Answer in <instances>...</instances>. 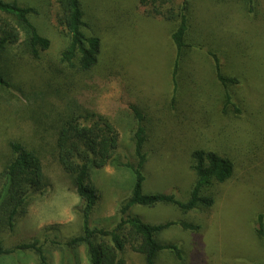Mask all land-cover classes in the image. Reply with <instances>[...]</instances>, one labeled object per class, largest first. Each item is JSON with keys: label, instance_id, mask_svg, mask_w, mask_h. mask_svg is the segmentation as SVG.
<instances>
[{"label": "rangeland", "instance_id": "374dc122", "mask_svg": "<svg viewBox=\"0 0 264 264\" xmlns=\"http://www.w3.org/2000/svg\"><path fill=\"white\" fill-rule=\"evenodd\" d=\"M4 1L34 8L30 20L50 46L36 61L20 57L16 47L3 59L8 86L0 87V170L9 160L10 143H18L39 157L45 191L31 196L27 214L13 232L1 233L3 247L11 252L0 256V264H38L34 251L17 249L34 240L49 264H88L83 247L71 251L52 244L58 232L63 243L81 231L70 177L56 159L57 129L69 115L106 116L119 134L115 160L134 162V107L142 113L148 134L144 194H174L186 201L195 181L191 153L197 148L227 155L235 164L233 177L211 189L215 202L208 209L182 214L159 204L129 210L146 224L185 221L199 226L185 231L176 225L163 232L159 239L177 244L185 260L163 253L158 264L264 263L253 231L257 214H264V0H255L250 11L241 0L192 1L191 47L179 65L176 84L170 39L176 24L152 14L138 0H82L83 30L101 41L98 63L87 74L60 62L67 38L57 24L55 0ZM198 34L208 39L200 44ZM219 39L227 50L214 44ZM210 53L224 73L239 78L229 94L240 114L222 109L225 91ZM91 180L99 199L90 226L111 229L134 175L110 163L92 171ZM50 225L58 231L45 230ZM123 257L126 264H145L129 249Z\"/></svg>", "mask_w": 264, "mask_h": 264}, {"label": "trees", "instance_id": "16d2710c", "mask_svg": "<svg viewBox=\"0 0 264 264\" xmlns=\"http://www.w3.org/2000/svg\"><path fill=\"white\" fill-rule=\"evenodd\" d=\"M55 1L58 6L57 24L67 38L60 54V62L75 68L80 74H87L98 63L101 41L99 37L87 35L83 30L85 23L82 0ZM192 1L197 0H138V3L151 10L152 14L165 16L168 21H174L176 24L170 34L175 48L172 73L175 84L179 65L186 61L187 52L191 47L188 37L194 9ZM241 1L248 11L255 4V0ZM34 13L32 7L22 6L16 1L0 0V87L8 86L3 71V59L12 48H18L20 57L36 61L50 46L49 40L38 33L30 20ZM207 39L208 35L198 34L200 44ZM214 44L226 50L229 48L221 39L214 41ZM210 55L215 60L216 78L225 91L223 111L233 110L240 114L239 104L233 102L229 94V89L240 83L239 78L224 73L217 56L213 53ZM132 110L137 120L132 138L134 162L122 163L115 160L119 134L106 116L95 112H85L83 116L69 115L61 120L57 129L56 159L63 172L70 177L71 193L79 203L76 208L81 217V231L63 243L58 241V232L54 235L52 244L62 250L71 251L83 247L88 264H126L123 257L126 249L142 256L145 264H158L163 253L170 254L177 261H184V252L177 244L163 242L159 237L176 225L185 231H196L199 229L198 225L185 221L146 224L139 217L129 215V210L133 206L154 208L159 204L174 206L182 214L208 209L215 202L211 189L230 180L235 172V164L227 155L197 148L191 153V169L195 181L186 201H180L174 194H144L145 166L148 161L145 146L148 134L142 113L135 107ZM9 151V160L0 170V235L3 232H13L18 219L27 214L31 196L42 195L41 192L45 191L39 157L14 142L10 143ZM110 163L130 169L134 175V184L129 196L119 204V219L114 227H92L89 219L99 196L91 174L92 171L101 170ZM45 230L58 231V226L50 225ZM253 231L259 246L264 250V214H257ZM38 244V240H34L32 243L21 244L17 249L32 250L36 254L38 264H49ZM10 252L3 247L0 239V256Z\"/></svg>", "mask_w": 264, "mask_h": 264}]
</instances>
